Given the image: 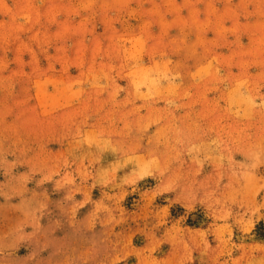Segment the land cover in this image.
<instances>
[{"label":"rangeland","instance_id":"obj_1","mask_svg":"<svg viewBox=\"0 0 264 264\" xmlns=\"http://www.w3.org/2000/svg\"><path fill=\"white\" fill-rule=\"evenodd\" d=\"M0 264H264V0H0Z\"/></svg>","mask_w":264,"mask_h":264}]
</instances>
